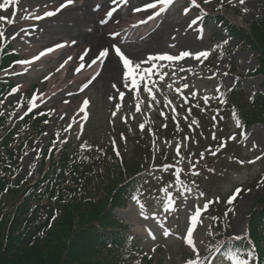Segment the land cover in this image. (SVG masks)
<instances>
[{"label": "rangeland", "instance_id": "1", "mask_svg": "<svg viewBox=\"0 0 264 264\" xmlns=\"http://www.w3.org/2000/svg\"><path fill=\"white\" fill-rule=\"evenodd\" d=\"M45 1L46 0H18V2L11 4L7 10H0V16L4 17V19H0V33H3V36H1L2 41L15 45V48H17L20 54L24 53L21 55L25 60L32 61L33 57L37 56L34 53L35 46H32L33 39L27 38L26 34L31 35L34 31V34L41 31L42 25L40 24L39 27H37L36 25L38 22L35 20L38 19L41 13L47 10L48 5L42 6ZM216 1L217 0H211L209 4H205L204 0H197L200 7L197 8L193 5L194 7L189 16L192 15L193 20L198 16L204 19L205 16L207 17V25L204 30L202 25L199 26V32L194 42L195 45H193L194 50H188V52L193 54L198 51H208L211 54L214 52L215 47L212 46L209 34H211V29L220 31V27L214 25L212 22L211 15H213V13H220L230 21L244 25L249 19L255 18L261 9V0H245L243 5L239 3V0H232L227 5L223 4L221 8H218L222 10L219 12L217 11ZM48 2H51V0H48ZM56 3V1H53V6L56 5ZM245 9H247V11H245ZM31 10L32 12L30 13ZM205 13H207V15H205ZM192 19H185L178 25L174 24L175 26H173L172 32L167 33L165 38H162L163 43L159 47L154 48V43L149 41V39L146 41H139V37L136 41L141 44H137L140 46L136 47L147 53L149 52L150 56L161 54L178 56L184 51L178 47L177 42L185 32L184 30L187 26L192 24ZM177 21H179V19ZM200 21L201 20H197V25H199ZM14 25H16V27L22 26L25 28L21 35V37H24V39H22L23 42H21V39L18 37L6 35L5 30L7 27ZM117 30H120V24L113 31ZM142 31L143 29H140L132 36H141ZM132 32L134 33L133 30ZM236 41L237 40H235V42ZM174 43L176 44L175 46L173 45ZM229 43L231 46H234L232 40H230ZM211 54L207 58L211 57ZM250 54L251 51L249 49H238L234 52L233 61L234 66L238 68V72L244 73L245 71L253 69L255 61L251 59ZM81 55H84V52H81L80 56ZM94 55L96 56L97 53L91 54V58ZM200 59L201 60H197L195 56L192 55L177 61H151L153 74L148 86L150 87L157 79L161 85V88L156 87V89L152 90L155 98L159 97L160 100L168 102H178L180 99L185 98V96H190L192 98L189 99L193 102V104L185 103L181 108L183 114L190 116L193 120L190 129L187 128L178 133L177 124L174 122H167V128L163 130L162 122H160L159 133L157 132L154 135L151 142L149 141L151 140L152 134L150 132H139L134 125L139 122V117L142 113H147L151 110V115L153 117L156 109L155 103L152 101L153 97L149 96V94L144 91L143 82H141L139 91L132 89V91L123 96H117L116 92L111 90L110 83H108L109 88L99 87V84H93L81 91L85 83L79 82L74 83L70 88L62 90L61 88H57L59 87L57 86L58 81L61 79L60 67L56 69L52 67L44 69L38 65L39 60H35L30 64L17 65L18 69H23L22 72L25 71L27 75L24 78L21 77L22 79H15L21 87H19V91L11 93L9 97L13 103L18 104L20 98L27 93V89L28 91L31 90L30 86L27 84L28 82L38 84L40 88L43 85L42 90L39 91L38 88V92L31 103V107L51 110L52 122L65 121L68 127L67 130H71V140L73 142L78 141V136L85 133V131L89 140L99 146L110 144V141L116 138L117 146L123 153L125 160L129 161V158L134 157L129 164L137 166H140L142 159H144L147 154L151 153L154 148L152 144H156V150L169 153V155L162 158L165 163H169L167 166L172 168L168 177L177 174V172L175 173L174 171H179L180 176L183 178L187 177L189 181H194V185L199 190H202L206 198L208 196L213 197L219 195L222 199L236 184L247 183L251 178L261 173L264 167V123L256 125L251 130L237 135L231 131L234 128L230 121L222 119L217 123L215 119L214 122H211L207 115L208 111L211 110V106H208L204 101H197L193 98L206 99V97L214 94L215 80L213 79L222 77V81L228 86L232 84L234 75H226L224 73L225 61L223 60L213 61L210 66H206L203 64V60L206 58L201 57ZM153 65H155V67H153ZM162 68H165L169 73L163 77V79L159 77V72ZM207 77H210V79ZM185 84L188 85L187 88L184 87ZM55 86H57L56 89ZM244 86L247 91H262L264 89V78L262 76L248 77L244 79ZM78 88H80V90L77 91L79 94L76 99L81 97L83 100L88 99L90 101L89 105L85 107L84 111L81 113L74 112L70 105L65 104V102L76 93L75 89ZM55 91L56 93H53ZM137 104L140 107L139 112L136 111ZM117 105H119V107H117ZM5 106H9L8 103H6ZM202 106L206 108V114H204V111H200V107ZM113 112H115V115H113ZM22 114L23 111L17 113L19 117L22 116ZM133 117L135 118L134 124L130 121ZM121 133L124 136L123 139L120 137ZM233 136L235 139H230V137ZM45 139L46 137L44 140ZM176 144L177 146L175 147ZM35 146L34 151L26 153L22 166L23 174L30 173L29 175H31L29 167L34 162V153L39 149V144ZM102 148L104 149L106 146ZM213 152L216 154L213 155ZM258 156L260 159H256ZM240 161H243V163H240ZM249 161L255 162L249 163ZM250 190L251 191L242 194L235 208H230L228 205L226 207L227 221L230 223L235 233H242L244 230L247 222V212L251 206L256 205L261 200L264 201V185L258 189ZM193 197L194 201H201L197 194L193 195ZM191 207L192 201L186 204L187 210L189 209L190 211ZM214 208L219 209L225 217V214L222 212L225 210L223 204L217 203V205L213 207V210H215ZM128 211L129 212L117 209L115 210V214L126 223H132L134 222L133 220L137 221L134 209L130 208ZM192 214L193 213H191L187 219L183 220L182 224L184 225L182 230L185 226H191V221H189V219ZM181 219H183V216H181ZM172 224V229H176V223L173 222ZM207 224L208 221L204 223L201 221L196 225L194 243L197 251L204 249L205 234L208 229ZM137 226L138 224L134 227L132 226V231L142 236L143 233ZM59 229L64 230L65 227H60ZM175 235L178 234L175 233ZM179 237L182 238V236ZM59 238H61V235H59ZM168 239L170 240L171 238ZM144 242L149 243L151 241L144 238ZM179 248H182L180 242L171 239L168 246H165L164 253L161 250L162 252L158 253L157 258L154 256L152 261L144 264H155L161 255H163L162 261L164 264H182L181 258L176 253V250ZM189 250L193 252L192 249ZM147 252H150V250H147ZM49 254L58 260L61 256V251H52V249H50ZM188 254L193 255L190 252ZM30 256H32L31 252Z\"/></svg>", "mask_w": 264, "mask_h": 264}, {"label": "trees", "instance_id": "2", "mask_svg": "<svg viewBox=\"0 0 264 264\" xmlns=\"http://www.w3.org/2000/svg\"><path fill=\"white\" fill-rule=\"evenodd\" d=\"M255 32L261 41L264 56V20L261 22V30ZM239 100L240 94L230 99L234 102V106H239L249 125L263 115L264 108H261L260 113L255 104L252 105L253 109H250L243 107L242 101ZM102 164L101 172H98V167L93 173L97 180L84 190L90 200L96 201L88 202V200L86 201L88 203L79 202L69 207L70 209L66 211V220L63 221L61 218L59 221L64 223L63 227L62 224L52 220L54 224L53 222L51 224L54 227L49 230L51 224L49 225L48 212L50 211L47 205L40 209L28 206L27 211L21 206L17 208L11 206L5 210L3 215H0V239L6 254L0 255V264H40L37 258L40 251L35 247L46 232L45 239H56L62 233L61 242L65 243L63 250L55 249L61 251L58 260L52 255L49 256L52 264H134L131 251L124 246L119 250L122 240L113 234V229L110 230L114 221L104 211L105 205H115L119 202L116 185L121 171L117 163H113L115 167L110 168L109 160L103 161ZM252 220L255 226L263 227L264 207L253 212ZM60 227L65 229L61 230ZM42 242L39 246L45 251L46 245Z\"/></svg>", "mask_w": 264, "mask_h": 264}, {"label": "bare ground", "instance_id": "3", "mask_svg": "<svg viewBox=\"0 0 264 264\" xmlns=\"http://www.w3.org/2000/svg\"><path fill=\"white\" fill-rule=\"evenodd\" d=\"M95 1L99 2L98 8H93L91 5L94 4ZM155 2L156 0H127V3H124L122 0H118L117 4H112L111 0H76L55 15L42 17L39 23L45 25V30H41L37 36H34L36 37L37 42L35 47H40L45 50L49 48L54 49V51L48 52L40 58V62L42 64H47L48 68H54L61 63L59 69L61 72V79L57 84L59 87L55 86V89L56 87L65 89L75 82L91 80V78L99 72V75L96 76L90 84H99V87L109 88L108 83H110L111 90L116 92L117 96H121L119 94L120 92L126 95L128 92L132 91L130 81L127 82V87L124 82H122L123 66L122 62L114 54V49H110V54L107 57L99 58L100 68L98 71L90 72L88 68H91L92 66H88L85 70L82 68L79 72H77L76 69L80 67L81 64L84 66L87 65L89 57H91V54L96 51H99L100 53L103 49L110 48L113 44L118 46V43L123 41L128 42L127 47L120 48L128 58L132 59L134 62L146 61L148 58L146 51L136 47L140 45H137L136 43L133 44L134 40L122 33L114 37L110 33L114 31L109 32V30H112L116 25L115 22L117 18L120 20H129L127 22H131L132 24H137L140 17H145L144 20H146L148 14L151 11L157 10L159 7L157 6L156 9L145 10L144 6L147 3ZM0 3H3V0H0ZM112 8H116L112 17L107 19L108 22L106 24H101L100 21ZM136 9H141V11H136ZM55 18L56 22H53V19ZM123 22L124 21H120V26ZM160 24L162 25V28L158 29L155 34L153 33L154 35H150L151 40H153L156 46L161 43L160 35L163 31H166L171 27V23H168V21H162ZM5 33L7 36L18 37L21 39V42H23L22 39H24V37H21L22 31L19 27H7ZM65 37H69L70 41L64 45L65 48L61 49V47H55L56 45H60L58 40ZM84 44H87V46L84 47ZM182 45L184 48H193L190 40H182ZM80 47L83 49L81 50ZM83 50L86 51V53L85 56H83V60H81L80 53ZM65 55H67L66 58H64ZM69 57H71V59H69ZM151 65V62L144 63L142 67L149 68ZM113 85H116V87L114 88ZM70 103L71 107L75 108L77 101H71Z\"/></svg>", "mask_w": 264, "mask_h": 264}, {"label": "snow or ice", "instance_id": "4", "mask_svg": "<svg viewBox=\"0 0 264 264\" xmlns=\"http://www.w3.org/2000/svg\"><path fill=\"white\" fill-rule=\"evenodd\" d=\"M16 2H18V0H3V3H0V9L7 10L11 4L16 3ZM122 2L127 3V0H122ZM210 2H211V0H204L205 4H209ZM229 2H231V0H229ZM72 3H73V0H63V2L60 4L59 8H57L55 11L46 12L45 16H48V17L53 16V15L56 14V12L60 11L62 8L67 7L68 5H70ZM111 3L112 4H117L118 0H111ZM173 3H174V0H156L155 3H147L145 5V10L146 9H156L158 5L160 6L159 10L156 11L153 15H149L147 20H142L139 23H147L148 20L154 19L156 16H159L161 13L167 11L168 8ZM239 3L241 5H243L245 3V0H239ZM191 4L194 5L197 8L200 7V5L197 3V0H191ZM115 11H116V8H112L110 11H108L106 13L107 17L111 18ZM136 11H141V9H136ZM245 11H247V9H245ZM184 12L187 13L188 9L185 8ZM205 15H207V13H205ZM0 19H4V17L0 16ZM202 19H203V17L198 16L196 19L192 20L191 23L192 24H196L197 20H202ZM107 22H108L107 20H101L100 21L101 24H106ZM135 26L136 25H134V27ZM111 35H113L115 37V36H118L119 33H112ZM0 36H3V33H0ZM224 43L226 44L227 40H225ZM63 46L64 45H56L55 47L58 48V47H63ZM217 47H220V45H217ZM110 49H114V54L122 62V66H123V72H122L123 81L122 82H124L125 86L127 87L128 86L127 82L130 81L131 89H135V90L139 91L140 86H141V82H143L144 91H146L149 94V96H152L153 99H155V96L153 95L152 88L148 86L149 85V81H151L153 70H152V67H149V68L142 67V65L144 63H149L151 61H156V60H159V61H165V60H167V61H177V60H180L182 58L189 57V56H192V55H194L195 58L197 60H199L201 57L207 58L211 54L208 51H198L195 54H193L191 52H188V51H184V52H181L178 56L161 54V55H157V56H149L146 61L134 62L132 59L128 58L122 52V50H121V48L119 46H117L116 44H113V45L110 46V48L103 49L99 53V57H107L110 54ZM52 51H54L53 48L46 49L45 51L40 52L39 55H37L36 57H33L32 61L24 60V61H19V63H21V64H30V63L34 62L35 60H39L40 57L46 55L48 52H52ZM69 59H71V57H69ZM80 59L83 60V56H81ZM96 62H97V60L93 59L88 66L91 67ZM83 67H84V65L81 64L80 67H78L76 69V71L79 72ZM153 67H155V65H153ZM98 75H99V72H97L91 78V80H89L87 83H85L83 85V88L81 89V91H83L85 88H87L89 86V84L92 82V80H94L96 78V76H98ZM163 75L164 74L160 75L161 79H163ZM46 79H47V77H46ZM113 87L115 88L116 85H113ZM184 87L187 88L188 85L185 84ZM12 91L13 92H17V91H19V88L18 87L17 88H13ZM119 94L121 96L124 95V93H122V92H120ZM110 99H111V97H110ZM66 103H67V101H66ZM82 103H83V105L85 107H87L89 105L90 101L88 99H84ZM117 107H119V105H117ZM80 110H81V112H83L84 108H81ZM136 111L137 112L140 111V107H139L138 104L136 105ZM113 115H115V112H113ZM85 118H87V117H85ZM236 124H237V127L241 126L239 119H237ZM140 127H141V129H143V127H144L143 124H141ZM230 139H235V137L234 136L230 137ZM212 154L215 155L216 153L213 152ZM256 159H260V157L258 156V157H256ZM254 162L255 161H249V163H254ZM240 163H243V161H240ZM177 175H178V173H177ZM185 190L189 191V192L191 191V189H185ZM164 191L167 193V189H164ZM241 191H242V189H240V188L235 189L234 193L228 198L227 203L228 204H232L233 201L236 199V197L239 195V193ZM181 195H182V193H181ZM200 196H204V193L201 192ZM133 199H135V197H133ZM218 199L219 198H217V202H218ZM170 203H173V201L170 200ZM209 203H211V202H209ZM207 207H208V203H205L203 205V209L206 210ZM141 209H143V205H141ZM141 214H143V211H141ZM145 218H147V217H145ZM200 222H201V210L200 209H196L194 214L191 216V226L190 227H186V243L191 247V249H192V251L194 253H197V249H196V246H195V243H194V230L196 228V225L198 223H200ZM164 234L168 235L167 231H165ZM149 235H152L150 230H149ZM154 238L155 237L153 236V239ZM233 239L234 240H240V239H242V237L235 236V237H233ZM248 255L250 256L251 253H249ZM229 258L233 261V264H249V261H248L247 258L239 259L235 255H230ZM186 264H199L198 253H197V257L195 259H189L186 262Z\"/></svg>", "mask_w": 264, "mask_h": 264}]
</instances>
